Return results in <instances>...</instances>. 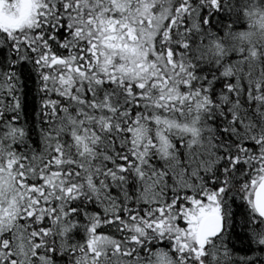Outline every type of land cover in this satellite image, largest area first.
<instances>
[{
  "label": "snow or ice",
  "instance_id": "1",
  "mask_svg": "<svg viewBox=\"0 0 264 264\" xmlns=\"http://www.w3.org/2000/svg\"><path fill=\"white\" fill-rule=\"evenodd\" d=\"M0 264H264V0H0Z\"/></svg>",
  "mask_w": 264,
  "mask_h": 264
},
{
  "label": "trees",
  "instance_id": "2",
  "mask_svg": "<svg viewBox=\"0 0 264 264\" xmlns=\"http://www.w3.org/2000/svg\"><path fill=\"white\" fill-rule=\"evenodd\" d=\"M23 102L26 105V108L29 112H31L33 108H37L39 105V99L38 97H35V92L25 97Z\"/></svg>",
  "mask_w": 264,
  "mask_h": 264
}]
</instances>
